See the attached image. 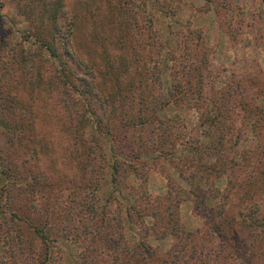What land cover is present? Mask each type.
I'll return each instance as SVG.
<instances>
[{
	"label": "rangeland",
	"instance_id": "374dc122",
	"mask_svg": "<svg viewBox=\"0 0 264 264\" xmlns=\"http://www.w3.org/2000/svg\"><path fill=\"white\" fill-rule=\"evenodd\" d=\"M127 2L0 0V264H264V0Z\"/></svg>",
	"mask_w": 264,
	"mask_h": 264
},
{
	"label": "trees",
	"instance_id": "16d2710c",
	"mask_svg": "<svg viewBox=\"0 0 264 264\" xmlns=\"http://www.w3.org/2000/svg\"><path fill=\"white\" fill-rule=\"evenodd\" d=\"M127 1L129 2V0H127ZM53 18L56 19L57 16L54 14ZM140 33H142V30L139 28V29H136V32L134 31L133 34H140ZM57 35H58V30L56 29V23H54L53 24L52 39L53 38L55 39L57 37ZM156 37H157V34H156ZM132 41H133V38H132ZM196 43H197V45H199V42H196ZM48 45L46 46L48 52L51 55H53V57L58 59L59 58V54L56 52V49L53 48V47H50ZM158 45H160V42L158 43ZM67 48H68V45L66 46V49H65V53L66 54L68 53L67 52ZM120 92H123V90H121ZM168 97H169V95H168ZM143 100H145V96H142V99L140 101L143 102ZM146 101H148L147 102L148 104H146V107H145L146 109L144 111L143 110L142 111L145 113V115H147V118L142 117V116H139V118H131L130 122L126 121V123L123 124V126H124V129H126V130L132 129L135 132H137L140 128H143V130H144L145 128H147L150 125V127L153 129L152 132H151V135H150V139L145 140V142H143L141 147L147 148V144H145V143H148V144H151L153 146H156V148H159V147H162V146H164V145H166L168 143L167 142V138H166V135L168 134V131H166V129H165L166 127L163 128V126H161L163 121L161 120V118L158 116L157 113L161 109H163L167 105H169L171 103V100L167 98V95L160 93L158 98H157V96L150 95V97ZM1 111H2V115L6 113L5 110H1ZM0 119H1V117H0ZM168 127L169 126H167V128ZM139 136H140L139 133L138 134H134V137H136V138L139 137ZM221 137H223V134L221 135ZM224 145H225L224 139H221V142H220V144H218V147H217V144L215 142H212V144L210 145L211 147H213V149H210V146L203 147L204 148V153L199 151L200 152V154H199L200 160H203V157H204L205 153L207 155H211L212 153H215V154L218 155L219 152H225L226 148L224 149ZM227 163L228 162H226V165H227ZM202 167L205 168V164L204 163L202 164ZM126 168H127V166L125 164L123 166V163L121 162V160L119 162H116L115 165H114L115 173H119V171L121 169L123 171H125ZM202 207L205 208L204 205H202ZM15 233L17 234V232H15ZM15 233H14V237H13V239L15 238L14 241H13V249H17V250L15 251V253L13 255V258H14V260L16 262L18 260H22L23 261L24 260V253H23L24 249L21 248V245L19 243V239L21 238V236L18 237V235L16 236ZM106 242H107V245H108V241H106ZM142 246H145V245L143 244ZM40 250H41L40 255H43V254L47 255L48 254L47 253L48 252V248L45 249V248L41 247ZM141 256H142V254H141ZM47 257H48V255H47ZM142 257H144V256H142ZM46 262H47V260H45L43 264H46Z\"/></svg>",
	"mask_w": 264,
	"mask_h": 264
}]
</instances>
